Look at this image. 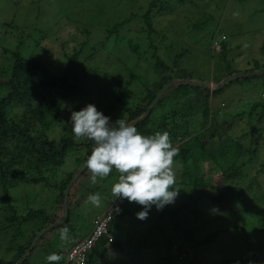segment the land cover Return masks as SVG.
I'll return each mask as SVG.
<instances>
[{"label": "rangeland", "instance_id": "obj_1", "mask_svg": "<svg viewBox=\"0 0 264 264\" xmlns=\"http://www.w3.org/2000/svg\"><path fill=\"white\" fill-rule=\"evenodd\" d=\"M183 1H172L167 5L164 16L163 13L158 15L156 12L157 17L151 20L153 30H150L143 20L150 0H0V46L14 51L20 40H24L25 47L33 50L34 39L38 38L34 30L42 28L46 34L57 29L63 39L72 38L79 46L85 44V55H89L90 50H95L94 59L89 63L85 61L77 64L78 68L73 72L74 77L79 78L74 103L80 109L91 103L101 112L109 110L113 123L127 117L123 109L114 108L120 104L127 107L125 103L136 106L139 96L160 80V74L156 70L157 58L175 71V78L192 80L212 88H216L215 83L228 73L244 76V72L258 69L255 74L264 76V0ZM132 13L137 15L134 20L119 31L108 33ZM6 23L12 27H6ZM223 36L226 37L224 42ZM214 40L223 43L226 49L221 51V46H214ZM133 43L139 44L140 57L130 50ZM182 53L179 64L175 67L174 60ZM63 56L65 58V54ZM61 58L59 54L52 57L53 64H58L52 70L59 76L67 69ZM127 82L130 83L129 101L119 99L118 96L120 83L125 85ZM169 93L172 94V99H167V108L173 107L175 101L183 97L174 86ZM210 104L214 112L220 111L224 125L230 127L227 134L231 139L237 141L240 135L249 133L253 136L255 133L254 144L256 148L259 147L260 152L255 162L258 166L264 165V116L260 110L254 109V105H259L264 111V77L234 81L211 98ZM183 109L185 110L184 107ZM254 111L253 117L250 116ZM165 113L166 110L161 111L160 116ZM183 118L182 115L179 116L181 126L185 127L190 118ZM69 121L71 122L70 119ZM68 126L72 133V125ZM62 134L59 130L53 137L59 138ZM187 138L177 144L186 142ZM72 140L77 145L81 143L79 148L83 150L86 142L76 141L74 138ZM65 161L60 170L48 174L52 187H46L45 183L22 181L4 185L5 181L0 179V195H4V187H7L18 215L26 214L29 209L51 212L58 196V190L53 185L74 170V158L67 157ZM174 161L180 193L174 204L167 205V210L182 206H201V215L198 214L197 217L190 214L192 210L182 211L178 219L186 225L182 224L180 227L194 231L198 240H205L219 233L216 239L200 250L192 246L186 247L187 257L185 261H179L175 256L174 246L171 250L173 254L170 252L171 237L175 241L176 232L168 213L162 215L166 208L158 211L153 206L148 218L139 220L136 213L142 211L143 207L128 202L116 211L110 225V230L122 244L121 247L101 252L100 259H95L94 264H219L224 263V260L238 258H243L246 264H264V232L261 231L264 202L259 200V195L261 197L264 194V181L253 182L252 189H246L252 181L248 179L241 185L240 191L231 192L232 197L227 199V203L222 205L216 202L214 206L204 193L198 191L199 188L189 185L184 178L181 157L178 155ZM205 165H209L208 161ZM210 165L212 171L209 177H215L216 180V168L213 163ZM90 175L86 169L85 175L80 177L71 191V242L62 244L59 229L47 235L45 247L53 246V252L67 251L86 237L95 220L115 199L111 194L112 185L118 181L115 170L108 178L98 180L96 184L90 182ZM96 192L102 196L100 207L86 202L88 195ZM232 199L234 200L229 201ZM238 209L245 211L238 212ZM185 215L189 216L186 222ZM10 216L11 210L0 201V263L10 257L7 254L8 247L19 231L18 235L25 237L30 236L37 228L30 223L18 229V224L13 223ZM196 218L201 222L205 220L200 229L195 227L198 223ZM194 253L198 255L197 259ZM49 254L51 253L43 250V247H38L29 264H48L46 257Z\"/></svg>", "mask_w": 264, "mask_h": 264}, {"label": "trees", "instance_id": "obj_2", "mask_svg": "<svg viewBox=\"0 0 264 264\" xmlns=\"http://www.w3.org/2000/svg\"><path fill=\"white\" fill-rule=\"evenodd\" d=\"M172 1L174 0H150L149 8L143 14L145 25L150 30H153L151 20L157 17V13L158 15L161 13H163V16L166 15L167 5ZM178 1L184 2L183 0ZM136 17L137 15L132 13L123 19L124 21L117 23L108 33L113 34L119 31L120 28ZM47 20L50 19L47 18ZM5 26L12 27L9 23H6ZM34 32L38 35V38L34 39L35 47L33 50H28L25 47L24 40H20L14 51L0 46L2 47L0 53V179L6 182H4V185L22 181L43 185L45 183L46 187L48 185L52 187V183L48 181V174L54 173L57 169L60 170L65 165L67 157L74 158V170L67 173V176L59 183L53 185V188L58 190V196L51 212L45 209H29L26 214L18 215L16 207L11 203L12 198L9 190L3 185L4 195H0V201L11 210L10 220L18 224V229L22 225H30V223L37 228L30 236L25 237H20L18 235L20 234L19 231L8 247L7 254L10 257L0 264H20L21 262L22 264H29L34 251L38 247H43L46 252L53 253V246L45 247L48 242L47 235L64 225L70 227V214L64 225L55 226L47 231L29 252L27 258L23 260L37 235L63 219L66 188L75 174L86 163L87 157L91 154L94 146L91 142L84 141L86 144L81 150L79 148L81 143L77 145L76 142H72L74 136L68 125L71 124L69 121L71 113L81 110L74 103L76 102L74 97L76 96L79 78H75L73 72L78 68L77 64L92 61L95 57V50L93 52L90 50L89 55L83 54L85 44L79 46L73 42L72 38L63 39L59 36L57 29L50 34H46L42 28L35 29ZM223 37L224 42L226 37ZM217 42L221 46L220 50L224 51L226 49L225 45L219 41ZM75 46L78 47L75 48ZM139 49V44L135 45L133 43L130 46V50L140 57ZM68 50H72V52L69 53ZM28 52L30 53L27 54ZM55 54H59L67 66L65 73L61 76L52 70L55 65H58L57 62L53 64L52 61ZM63 54H65V58ZM182 55L183 53L174 60L175 67L178 66ZM156 61V70L160 74V80L148 87L144 94L142 93L139 96V102L136 106H130L129 103L124 102L127 107L120 104L114 110L123 109L127 113L125 120L131 124L139 122L143 118L136 127L144 135H152L157 131H168L174 146L178 145L179 156L183 164V169H181L185 173L184 178L189 182V185L199 188L198 191L204 193L205 197H208L214 206L216 202L222 205L227 203V199L232 197L231 192L240 191L241 185L246 183L248 179H252V181L246 189H252L253 182L264 181V165L258 166L255 162L257 161V155L260 156L259 147L256 148L254 144V140L256 141L255 133L252 134L253 136H250L249 133L240 135L237 141L231 139L227 134L230 127L224 125L220 111L214 112L210 104L211 98L213 99L216 94L232 82L264 77L255 74L258 69L244 72V76L228 83L218 92H211L208 88L198 85L174 86L183 97L176 100L173 107L167 108V99H172V94L169 93L171 87L164 92L151 112L147 114L158 94L166 85L179 81L192 82V80L175 78L173 76L175 71L170 66L160 58H157ZM233 75L235 74L228 73L223 76L215 83L216 86ZM130 78L133 79L134 76ZM129 85V82L125 85L120 83L119 99L129 101ZM262 108H264V105ZM254 109L255 111L260 110L264 116V111L259 105H254ZM164 110H166V113L164 116H160V112ZM255 111L250 116L253 117ZM102 112L104 115L111 117L108 114L109 110L108 112ZM180 115L184 117L183 119L190 118L186 121L185 127L181 126ZM239 117L242 118V115H239ZM59 130L63 132L62 136L54 138L53 135L59 133ZM185 138L188 139L186 142L177 144ZM205 161H208V166L205 165ZM210 163H213L216 168V174H218L216 180L215 177H209L212 171ZM85 172L81 176H84ZM80 177L70 189L69 205L72 188L78 184ZM259 200L264 202V194L261 197L259 195ZM165 208L162 215L168 213L176 232V240L173 241L171 237L170 252L172 246H174L175 256L179 261H185L187 257L186 247L192 246L200 250L201 247L213 242L219 235L217 233L205 240H198L194 231L180 227L184 223L178 219L179 214L182 211L189 212V210H192L190 214L197 217L198 214L201 215V206H182L170 211L167 210V206ZM242 211H245V209H238V212ZM188 219L189 216L185 215L184 222ZM196 222L198 223L195 227L200 229L203 227L202 224L204 225L205 220L201 222L196 218ZM261 231L264 232V223ZM106 250V240L103 238L90 253L87 264H94L95 259L99 260L101 252ZM54 252L58 253L62 250ZM171 253L173 254V252ZM193 255L197 259L198 255L196 253ZM223 262L219 264H246L243 258L224 260ZM59 264H65V262L61 260Z\"/></svg>", "mask_w": 264, "mask_h": 264}, {"label": "clouds", "instance_id": "obj_3", "mask_svg": "<svg viewBox=\"0 0 264 264\" xmlns=\"http://www.w3.org/2000/svg\"><path fill=\"white\" fill-rule=\"evenodd\" d=\"M70 120L74 139L89 141L94 145L86 161V169L91 174L90 182L96 184L98 180L108 178L114 170L118 173V181L111 187V194L115 199L108 205L103 215L95 220L91 232L78 243L92 234L98 219L106 214L116 199L128 200L120 207L128 202L141 205L143 210L136 213L139 220H146L153 206L159 211L175 203L180 193L174 170V158L179 155V148L174 146L168 131L144 135L138 131L134 123L131 124L124 118L113 123L111 117L104 115L91 103L79 111H73ZM86 202L100 207L102 196L99 192L90 193ZM119 208L116 211H119ZM115 213L109 223L107 234L100 239L105 238L107 251H114V245L117 243L116 236L110 230ZM110 237L114 238V242L108 241ZM59 238L62 244H67L73 239L67 225L59 228ZM69 250L49 254L46 257L48 264H59L61 260L67 264L60 254L65 255Z\"/></svg>", "mask_w": 264, "mask_h": 264}, {"label": "built area", "instance_id": "obj_4", "mask_svg": "<svg viewBox=\"0 0 264 264\" xmlns=\"http://www.w3.org/2000/svg\"><path fill=\"white\" fill-rule=\"evenodd\" d=\"M214 46L220 47L218 42H214ZM126 201L128 200L116 199V201L110 205L106 214L102 218L98 219L96 227L89 237L75 245L65 255L60 254L62 255L63 259H65L67 264H87L88 254L97 245L101 237L107 234L108 226L113 218L114 213L120 207V205ZM108 241L112 243L114 242V238L110 237Z\"/></svg>", "mask_w": 264, "mask_h": 264}, {"label": "water", "instance_id": "obj_5", "mask_svg": "<svg viewBox=\"0 0 264 264\" xmlns=\"http://www.w3.org/2000/svg\"><path fill=\"white\" fill-rule=\"evenodd\" d=\"M241 77L240 75H235V76H231L229 77L227 80H225L223 83H221L219 86H217L216 88H212V86H204L202 84H198V83H194V82H171L169 83L168 85H166L164 87V89L158 94L156 100L154 101V103L152 104V106L149 108L147 114H149L151 112V110L153 109V107L155 106V104L157 103L158 99L164 94V92L169 89L170 87L172 86H182V85H190V86H194V85H198V86H201V87H206V88H210L212 92H217V91H220L222 90L228 83L236 80L237 78ZM147 116V115H146ZM145 116V117H146ZM143 118L140 120L142 121ZM139 121V122H140ZM139 122H136L134 123V125L136 126ZM86 169V163L84 164V166L78 171V173L73 177L72 181L68 184L67 188H66V191L64 193V216H63V219L59 222H57L56 224L44 229L43 231H41L37 237L35 238V240L33 241L32 243V246L31 248L29 249L28 253L26 254V256L24 257L23 260H25L27 258V256L29 255V252L33 249V247L36 245V243L38 242V240L47 232L49 231L51 228L55 227V226H59L61 224H64L67 220H68V217H69V204H68V200H69V192H70V189L72 187V185L74 184V182L77 180V178L85 171ZM22 264V262L20 263Z\"/></svg>", "mask_w": 264, "mask_h": 264}, {"label": "crops", "instance_id": "obj_6", "mask_svg": "<svg viewBox=\"0 0 264 264\" xmlns=\"http://www.w3.org/2000/svg\"><path fill=\"white\" fill-rule=\"evenodd\" d=\"M102 215H103V214H102ZM100 216H101V215H100ZM82 239H83V238H82ZM118 242H119V241L117 240V243L114 245V250H116L115 247H116V248H120V247H121L122 244H121V243H118ZM108 251H110V250H108Z\"/></svg>", "mask_w": 264, "mask_h": 264}]
</instances>
